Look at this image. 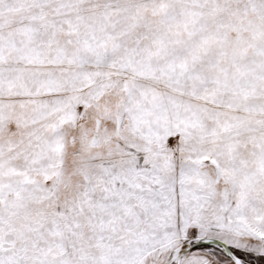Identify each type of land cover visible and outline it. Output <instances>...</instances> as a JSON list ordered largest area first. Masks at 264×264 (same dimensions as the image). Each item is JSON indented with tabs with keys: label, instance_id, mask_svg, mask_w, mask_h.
Returning <instances> with one entry per match:
<instances>
[{
	"label": "snow or ice",
	"instance_id": "6c2138e0",
	"mask_svg": "<svg viewBox=\"0 0 264 264\" xmlns=\"http://www.w3.org/2000/svg\"><path fill=\"white\" fill-rule=\"evenodd\" d=\"M0 264H264V0H0Z\"/></svg>",
	"mask_w": 264,
	"mask_h": 264
}]
</instances>
